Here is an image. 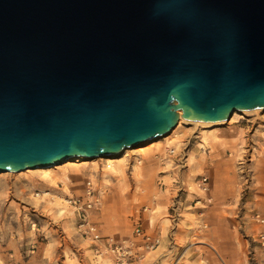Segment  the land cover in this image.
<instances>
[{"label":"water","instance_id":"water-1","mask_svg":"<svg viewBox=\"0 0 264 264\" xmlns=\"http://www.w3.org/2000/svg\"><path fill=\"white\" fill-rule=\"evenodd\" d=\"M262 107L264 0H0V172Z\"/></svg>","mask_w":264,"mask_h":264},{"label":"rangeland","instance_id":"rangeland-1","mask_svg":"<svg viewBox=\"0 0 264 264\" xmlns=\"http://www.w3.org/2000/svg\"><path fill=\"white\" fill-rule=\"evenodd\" d=\"M253 110L235 111L219 124H187L177 132L175 128L145 144L149 146L140 153L125 150L109 169L104 160L85 158L48 171L0 172V264H115L112 259L94 256L90 250L93 244L76 230L73 215L63 211L59 198L70 191L80 192L90 173L109 188L108 207L99 217L104 233L128 236L134 225L132 212L144 202L156 201L155 214L141 211L146 232L163 234L162 246L144 264H200L191 252L180 258L177 246L185 245L189 231L182 233L177 245L171 242L165 246L172 230L189 229L196 222L195 211L203 208L192 202L196 195L211 196L209 209L221 222L212 234L200 232L212 236L220 247V255H213L214 264H226L227 259L231 264H264L260 240L264 222L257 218L264 217V107ZM224 132L238 137L236 151L219 139ZM166 144L175 146L178 153H188L194 172L209 170L211 189L207 195L195 187L188 193L181 191L183 194L169 192V184H158L165 170L170 172L160 155ZM135 156L145 159L131 174L127 162L135 161ZM48 175L54 178L53 183L45 179ZM164 179L168 182L166 176ZM140 186L147 190L141 191ZM229 216L235 225L227 228L225 218ZM203 238L192 240H208Z\"/></svg>","mask_w":264,"mask_h":264},{"label":"built area","instance_id":"built-area-1","mask_svg":"<svg viewBox=\"0 0 264 264\" xmlns=\"http://www.w3.org/2000/svg\"><path fill=\"white\" fill-rule=\"evenodd\" d=\"M161 159L168 165V169L175 172L171 182L176 184L178 194L181 191L187 192L186 176L189 174L190 156L188 153L177 152V148L173 145L166 144L160 152ZM159 154L156 156L159 157ZM136 160L127 162L128 171L132 174L134 167L144 162L145 158L135 156ZM115 162H105V166L109 169L114 166ZM167 170H165V173ZM164 173V174H165ZM193 184L195 187L205 193L211 189V177L209 170L201 171L193 175ZM158 184L163 186L168 184L164 177L158 179ZM108 186L102 184L100 179L94 173L88 174L84 179V185L80 192L70 191L67 194L60 195L59 198L63 203V211L70 212L75 221V227L81 235L93 244V250L96 255L109 256L115 264H144L150 252L154 251L161 243L159 235L147 233L144 226L143 212L155 213L154 200L153 203L144 202L132 212L134 217V225L132 232L128 236L118 237L116 234L104 233L101 228L100 215L104 214L107 205L106 197L108 194ZM141 191L147 188L140 186ZM211 196L206 197V201L210 202ZM142 210V211H141ZM257 218L264 222V217L260 215ZM260 240L264 245V233L260 234Z\"/></svg>","mask_w":264,"mask_h":264},{"label":"crops","instance_id":"crops-1","mask_svg":"<svg viewBox=\"0 0 264 264\" xmlns=\"http://www.w3.org/2000/svg\"><path fill=\"white\" fill-rule=\"evenodd\" d=\"M191 167H192V165H190L189 170H188L189 171V174L186 176L187 177L186 182H187V185H189L187 193L190 192V189L192 187H195V185L193 184V178H194L193 175H195L196 172H194V169H191ZM174 173L175 172L171 171V172H168V173L163 174L164 176L167 177L168 184H169V187H168L167 190L169 192H173V191H177L178 192V188H177L176 184H174V183L171 182ZM195 189H196V187H195ZM182 194H181V196H182ZM193 201H195V206L198 205V203H201V205L198 206V207H203L202 209H199V210H196L195 211L196 222L194 224H192V226L190 225L191 228H189V229H184V228L183 229H179V228H176L175 230H172L170 232V236L167 238V242L168 243L165 244V246L166 247L167 246L169 247L171 242H176L175 245H177L178 242L181 240L180 238H182V236H183L182 233L183 232L185 233V231L187 230V231H189L191 233L190 238L187 239V242L185 243V245H181L179 243V246H177V248H180L181 249V254L182 255H181L180 258L183 259L184 258V255L187 252H191V255H194L195 254V257L197 258L198 263H200V264H214L215 262H214L213 257L214 256H217V255H220L219 254L220 253V250H219L220 247L217 245V243L215 242L214 239H211L212 236L209 235V237H208V235H206L204 233H201L200 234V232L201 231L202 232L207 231L208 233L210 232L212 234V233L215 232V230L218 229V227L220 226L221 222H220V220H218V217L215 216L210 211L209 208L213 204L210 205L212 202H206V196L204 197V196H197L196 195L195 198L192 200V202ZM211 201H213V200H211ZM108 203L109 202H107L106 208L108 207ZM153 214H155V213H153ZM225 220L228 221V225L225 226V227L230 228L231 225H235L234 221L231 219L230 216L228 218H225ZM153 235H159V234H156L155 233ZM161 235L162 236H160V235L159 236L162 237V239H163V234H161ZM117 236L120 237V235H117ZM194 237L195 238L196 237H204L205 239H208V240H206V241L200 240V239L192 240ZM209 239H210V241H209ZM160 246H162V242L159 244V246L154 251H152V252L149 253L150 258H151L152 253L155 252V251H157ZM173 247H175V246H173ZM212 247L215 249L216 254H215V251L212 250L213 249ZM210 248H212V249H210ZM206 249H208V250H206ZM90 250L92 251V253L94 254L95 257L97 256V258L98 257L99 258H107L108 260H110V257L109 256L96 255L95 252H94V250H93V248H91ZM172 250H174V249H172ZM97 258H96V260H97ZM225 261H226V264H231L228 259L225 260Z\"/></svg>","mask_w":264,"mask_h":264},{"label":"bare ground","instance_id":"bare-ground-1","mask_svg":"<svg viewBox=\"0 0 264 264\" xmlns=\"http://www.w3.org/2000/svg\"><path fill=\"white\" fill-rule=\"evenodd\" d=\"M254 111V110H253ZM237 113L239 112H243V111H236ZM236 113V115H234L233 119L238 116V114ZM223 121V120H222ZM222 121H217V122H207V121H189V120H185V119H182L180 117L179 119V122H178V126L176 125L171 131L174 130V132H177L181 127H183L184 125H187V124H204V125H208V124H219L221 123ZM170 131V132H171ZM170 132L166 133V134H163V135H160V136H157L156 138L152 139V140H146L144 142H141L140 144L136 145V146H129L127 147L125 150H133V151H136V152H142L144 151L147 147L144 146L145 144H147L148 142H152L153 140H157L158 138H161V137H164L166 136L167 134H169ZM215 136H218V133H215L214 134ZM220 136V135H219ZM221 139L222 143H224L226 145V147H229L228 149L231 150V151H236V147L234 146L237 141H238V137L233 133V132H230V133H225L221 135ZM220 141V142H221ZM223 145V144H222ZM137 147V148H136ZM118 155H102V156H98L96 158H98L99 160H104L105 162H115L116 160H120V158H118ZM87 157H83V156H74V157H71L69 158L67 161H65V163L63 162V164L61 165H51V166H46V167H39V168H36L35 170H44V171H48V170H52L56 167H60V166H66V165H69V164H72L74 163L75 161H78V160H83ZM88 159V158H87ZM92 160V159H90ZM46 180L48 181H51L52 183L55 181L53 177H51L50 175L46 176L45 178ZM47 194H50L51 193H47ZM39 198H42V195H40V193L37 194ZM37 197V199H38Z\"/></svg>","mask_w":264,"mask_h":264}]
</instances>
